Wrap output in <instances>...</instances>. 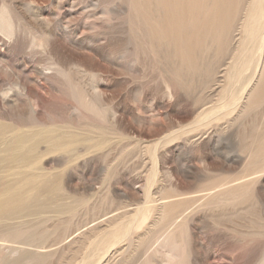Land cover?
<instances>
[{
	"label": "rangeland",
	"instance_id": "1",
	"mask_svg": "<svg viewBox=\"0 0 264 264\" xmlns=\"http://www.w3.org/2000/svg\"><path fill=\"white\" fill-rule=\"evenodd\" d=\"M214 3L218 11L205 13ZM4 7L14 34L0 29V129L49 135L73 120L84 142L49 153L36 170L0 163V189L25 187L16 207L15 192L0 196V264H162L168 252L174 264H262L264 94L246 105L264 56L261 0ZM204 195L178 225L162 218L163 201L175 212L179 200Z\"/></svg>",
	"mask_w": 264,
	"mask_h": 264
},
{
	"label": "bare ground",
	"instance_id": "2",
	"mask_svg": "<svg viewBox=\"0 0 264 264\" xmlns=\"http://www.w3.org/2000/svg\"><path fill=\"white\" fill-rule=\"evenodd\" d=\"M261 3L263 5V10H264V0H261ZM244 10L247 12L248 9H244ZM217 11L218 10L216 8V4L214 3L211 6L209 11L206 12V10H205L204 12L205 13H208V12L212 13V12H217ZM204 25H206V24H204ZM0 29H2L4 32H6V34L9 36H12L14 34V25L12 23L9 12L7 11V9L5 7L0 11ZM155 33H157V32H155ZM261 44L262 45L264 44V38L262 39ZM48 46H49L48 43L43 42V47L45 50H49ZM261 60H262V62H261ZM57 65H59V67L61 66V68H63L62 67L63 65L60 62H57ZM257 65H258V67L260 66V68L255 73V75L257 74L256 76H257L258 81L256 82V86L254 87V89L251 90V93L249 94V97H248L247 102H246L247 106H251L255 101H257L264 94V56L263 57L261 56L258 58ZM31 67L33 68V72L39 78L40 77L43 78L46 76V73L43 72V70H41L35 66H31ZM254 77L250 80V83L253 82ZM30 85H34L32 79H29L23 86V94L25 96V99H27V100H29V97L31 96L30 94H32V92H33V89L31 88ZM47 86H48V83H47ZM46 88H48V87H46ZM49 90H50V88H49ZM2 93H1L2 94L1 95V97H2L1 101L8 104V105H10L12 103V106H14L13 101L11 100L12 95L10 94V91H2ZM88 101H92L91 98H89ZM15 115L19 116V112L15 111ZM73 119H75V118H73ZM73 122H75V121L71 120L68 123L69 126H67L68 128H66L67 130L63 131L62 133L61 132L58 133V130H52V131H50L49 135H40L39 133H37L39 131L38 130L36 132V134L21 132V133L15 134L13 136H7V133L12 132L14 130V128H11L10 130L0 129V137L3 138V140H4L2 142L4 143L3 148H4V151L6 152L5 155H0V163L1 164L5 163V165L10 170L20 169V171H21V169H24L26 171H32V170L39 169L36 161L37 162L42 161L44 159V157L47 156L51 152H60L62 149L69 150L70 148H73V147L79 148L80 147L79 145L82 144L84 142V140H81V138H79V136L82 135V133L79 132V129L74 125ZM81 126H83V125L81 124ZM86 126L89 128V129H87V131L89 133L87 134V138H86V141L89 144L87 152H90V149L94 148V146H93L94 145L93 144V138H94L93 137V125H92V123L88 122V124H86ZM99 128H101V127H99ZM31 132H33V131H31ZM90 142H92V143H90ZM43 144H45V150H42V148H41L42 146H44ZM259 152L260 153L264 152V146L260 147ZM79 153H80V149H79V151L77 150L74 153V156H76V159L81 156ZM19 173L20 172L18 171L17 174H19ZM32 183L33 182L31 180H29L27 185L32 186L33 185ZM24 189H25L24 186H23V190H21V188L19 190H16L13 186L4 187V188L0 189V196H4V194H10L11 191L15 192V194H13V196H15V199H14V203H12V204H14V207H16L17 203H19L20 200L23 198L22 194L24 193ZM26 190H27V188H26ZM208 197H210V196H205V195L204 196H190L186 199L179 200V201H181L180 203H185V205H183V207L181 206L182 208L180 209V211H175V212L173 211L172 208H169V207H170V205H175L177 203L175 201L173 202L172 200H165L160 205V209L162 210V218H164V217L167 218L171 214L174 217L172 220V222H173L172 225H176V224L178 225L179 221L183 220V218L186 219L188 217V215H190L193 212L192 211L193 209L195 210V208L202 207L203 205H205L209 200V199H207ZM28 199H29V197H28ZM222 200H225V199L221 198L219 201H222ZM19 207H21V206H19ZM21 212H22V210H21ZM181 233H182V231H181ZM184 234H185V232H184ZM118 241L119 240L117 238H115L114 242L107 244L104 247V251L97 254L98 257L100 258V257H103V255H106L110 251V249L118 243ZM194 242H195V240H194ZM165 243L166 242H164V244ZM0 246H2V245H0ZM11 252L17 253L14 250ZM37 253H38V256H42V255H44L45 252L39 251ZM176 257H177V255H175L173 252H171V253L168 252V254L166 255V258L164 259L162 264H174V262L177 260ZM153 264H159V263L153 262ZM176 264H180V262H177ZM262 264H264V260L262 261Z\"/></svg>",
	"mask_w": 264,
	"mask_h": 264
}]
</instances>
